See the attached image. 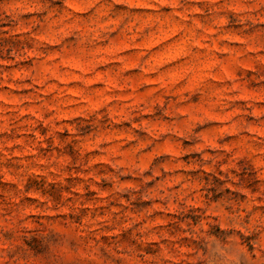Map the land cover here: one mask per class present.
Returning <instances> with one entry per match:
<instances>
[{
	"label": "clouds",
	"instance_id": "clouds-1",
	"mask_svg": "<svg viewBox=\"0 0 264 264\" xmlns=\"http://www.w3.org/2000/svg\"><path fill=\"white\" fill-rule=\"evenodd\" d=\"M0 264H264V0H0Z\"/></svg>",
	"mask_w": 264,
	"mask_h": 264
}]
</instances>
